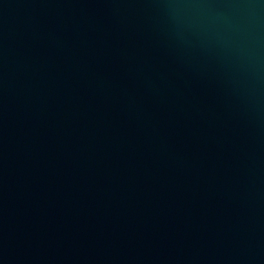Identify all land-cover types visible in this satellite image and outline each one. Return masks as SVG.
I'll return each instance as SVG.
<instances>
[{"label": "water", "instance_id": "water-1", "mask_svg": "<svg viewBox=\"0 0 264 264\" xmlns=\"http://www.w3.org/2000/svg\"><path fill=\"white\" fill-rule=\"evenodd\" d=\"M0 264H264V0H0Z\"/></svg>", "mask_w": 264, "mask_h": 264}]
</instances>
